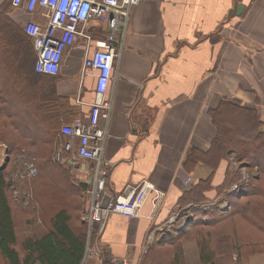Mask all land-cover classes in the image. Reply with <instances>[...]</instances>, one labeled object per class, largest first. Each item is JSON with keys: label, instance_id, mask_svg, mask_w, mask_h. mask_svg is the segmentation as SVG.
Masks as SVG:
<instances>
[{"label": "crops", "instance_id": "crops-1", "mask_svg": "<svg viewBox=\"0 0 264 264\" xmlns=\"http://www.w3.org/2000/svg\"><path fill=\"white\" fill-rule=\"evenodd\" d=\"M8 16L21 29L27 21L43 23L23 4ZM83 33L102 39L107 29L103 22L90 21ZM87 44L78 36L64 50L53 76L54 95L69 108L60 118L64 122L72 115L86 116L94 100L95 79L83 75ZM114 45L119 56L104 96L110 103L104 146L110 164L101 168L105 192L119 195L127 185L144 180L164 198L153 214L146 202L138 217L111 215L100 233L94 229L89 234L86 227V246L101 253L84 264H169L174 255L167 239L148 244L149 236L172 212L190 203L182 202L183 195L210 174L203 162L189 170L185 166L191 151L207 152L215 138L209 112L226 101L256 110L264 125V0H140L131 9L123 38L118 35ZM6 151L0 143V156ZM64 165L75 167L80 180L81 172L95 162L73 157ZM228 171L233 173L227 155L212 177L213 189ZM214 196L213 190L208 192L203 202ZM180 244L184 262L200 264L195 240ZM247 264H264V255L251 256Z\"/></svg>", "mask_w": 264, "mask_h": 264}, {"label": "trees", "instance_id": "trees-1", "mask_svg": "<svg viewBox=\"0 0 264 264\" xmlns=\"http://www.w3.org/2000/svg\"><path fill=\"white\" fill-rule=\"evenodd\" d=\"M11 9L9 0L1 2L0 143L7 148L8 163L0 170V264H82L87 225L80 219V199H75L72 208L56 204L48 212L38 201V207L32 208L12 199L9 177L23 171L30 158L34 159L38 177L42 181L51 179V186L66 185L70 170L53 161L59 121L69 108L54 95L53 76L34 71L32 39L11 22ZM24 73L30 75L32 86L26 87ZM209 115L216 129L215 138L207 152L191 151L185 166L189 170L203 162L210 174L182 197V202L194 206L196 219L186 230L166 240L174 255L169 264H186L180 244L186 239L195 240L200 264H225L218 258L222 256L228 264H247L250 256L264 253V125L256 110L226 101ZM230 154L249 169L256 167L258 175L246 184L242 196L229 197L228 212L211 210L203 220L205 214L197 207L207 193L213 190L217 197L238 180L236 172L228 171L219 187L213 189L211 185L218 164ZM71 188L77 198L79 189ZM232 254H236V260L228 262Z\"/></svg>", "mask_w": 264, "mask_h": 264}, {"label": "built area", "instance_id": "built-area-1", "mask_svg": "<svg viewBox=\"0 0 264 264\" xmlns=\"http://www.w3.org/2000/svg\"><path fill=\"white\" fill-rule=\"evenodd\" d=\"M12 8H19L22 4L28 13H37L43 19L39 24L27 21L23 24V32L32 39L35 52L34 71L38 74L55 76L60 68L62 54L67 47L75 42L78 36L88 40L86 54L83 59V75L90 74L95 79V96L89 105L86 116H76L69 122L59 121L56 135L53 161L64 164L67 158L77 157L85 161L95 162V167H86L81 174L79 184L85 199V209L80 219L87 225L88 233L96 229L101 232L105 221L114 214L126 218L138 217L146 202L152 207V213L157 210L164 198V193L156 189L151 183L141 181L137 185H127L121 194L110 196L106 206H102L103 196L106 194V176L101 168L109 167L104 158V146L107 137L106 123L110 114V103L104 96L112 78L113 65L119 54L114 42L118 35L127 29L131 9L140 0H9ZM90 21L105 23L107 34L102 39H91L83 33ZM101 121L105 125H101ZM30 162L24 163L23 171L10 175L12 199L24 207L31 205L30 194L19 191L15 182H24L37 175V170ZM229 166L239 176L222 194L216 198L201 203L197 208L202 213L216 210L225 213L229 210V197H238L246 192L252 174L241 161H237L235 154L228 155ZM69 167V166H68ZM73 177L77 179L76 168L69 167ZM78 170V169H77ZM88 179L90 182H85ZM190 183V178L185 184ZM194 206L185 204L176 209L167 218L163 226H158L149 236L148 244L153 241H163L183 229L189 220H194ZM152 216L150 215V219ZM87 243L83 263L89 258L98 257V249L91 248ZM145 247L143 253H146ZM39 264V263H35ZM123 264H126L123 263Z\"/></svg>", "mask_w": 264, "mask_h": 264}, {"label": "rangeland", "instance_id": "rangeland-1", "mask_svg": "<svg viewBox=\"0 0 264 264\" xmlns=\"http://www.w3.org/2000/svg\"><path fill=\"white\" fill-rule=\"evenodd\" d=\"M0 25H1V22H0ZM5 31H9V29L5 28ZM9 50H11V49H9ZM16 59H17V61H20V58L18 56ZM24 74H25L24 80L26 82V87H28V85L32 86V82L30 80V75H28V73H24ZM5 158H6V155L0 156V166L3 164ZM244 168L250 174H252L250 180L253 177H257L258 170L256 167L249 169V167L245 164ZM238 178H239V176H238ZM250 180H249V182H250ZM51 184H52L51 179L46 177L44 179V181H42V179H40L38 177V173H37V175L34 178L26 180L22 183H19L16 185V187L18 188L19 191H22V190L27 191L30 194V198H31L30 207L37 208L38 207L37 201H38V203H40V205L43 207L44 212H48V210H50L49 208L53 205H56V204L57 205H63L67 208L74 207L73 205L75 204V199H80V194L82 193V191L84 189V187L81 184H79V180H77L75 177H73L71 171H69V181L66 182V185L58 183L57 186H53V185L51 186ZM71 185H72V187L74 186L75 189H79V193L77 195V198L73 195V190L71 188ZM67 186H69V188ZM80 201L82 204V208L80 211V214H81L83 212V210L85 209V203H84L85 199L81 198ZM258 254L264 255V253H258ZM254 255H257V254H254ZM218 258L222 259L224 261L223 263L228 264L225 262V261H227L226 257L222 256V257H218ZM228 259H229L228 262H234L236 260V254H232L231 257Z\"/></svg>", "mask_w": 264, "mask_h": 264}, {"label": "water", "instance_id": "water-1", "mask_svg": "<svg viewBox=\"0 0 264 264\" xmlns=\"http://www.w3.org/2000/svg\"><path fill=\"white\" fill-rule=\"evenodd\" d=\"M241 8H242V7H240V6L237 7V12H239ZM5 155H6V158H5V160H4L3 164H2V166L0 167V170L5 169V167H6L7 163H8L7 151H6ZM109 199H110V195H108V194L106 193V194L103 196V200H102V206H103V207L106 206V204H107V202L109 201ZM191 222H192L191 220L187 221L185 227H184L183 229H181L179 232H183ZM115 264H122V262L117 260V261L115 262Z\"/></svg>", "mask_w": 264, "mask_h": 264}]
</instances>
